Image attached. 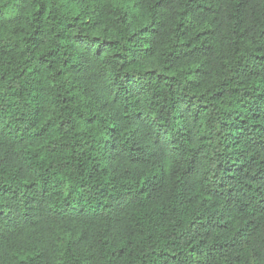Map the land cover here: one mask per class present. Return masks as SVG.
<instances>
[{
  "label": "trees",
  "instance_id": "obj_1",
  "mask_svg": "<svg viewBox=\"0 0 264 264\" xmlns=\"http://www.w3.org/2000/svg\"><path fill=\"white\" fill-rule=\"evenodd\" d=\"M0 264H264V0H0Z\"/></svg>",
  "mask_w": 264,
  "mask_h": 264
}]
</instances>
